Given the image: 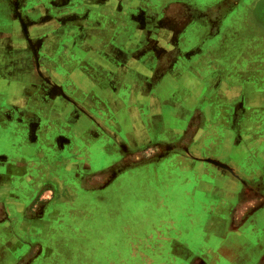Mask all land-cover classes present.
Returning <instances> with one entry per match:
<instances>
[{
	"label": "crops",
	"instance_id": "0c3cea01",
	"mask_svg": "<svg viewBox=\"0 0 264 264\" xmlns=\"http://www.w3.org/2000/svg\"><path fill=\"white\" fill-rule=\"evenodd\" d=\"M128 5L147 11L135 30ZM256 9L264 0H0V264L264 257V50L236 46L260 34L245 22ZM143 29L153 42L134 48ZM92 35L121 42L89 47ZM104 136L101 157L117 158L95 169L89 139Z\"/></svg>",
	"mask_w": 264,
	"mask_h": 264
},
{
	"label": "rangeland",
	"instance_id": "374dc122",
	"mask_svg": "<svg viewBox=\"0 0 264 264\" xmlns=\"http://www.w3.org/2000/svg\"><path fill=\"white\" fill-rule=\"evenodd\" d=\"M261 10V9H260ZM260 10H258V9H256V13H254V14H251V15H248V17L247 18H249V19H245V22H249L250 23V26L252 25L253 27H259L260 28V30L261 31H259L260 32V34L258 35L257 34V36H252L251 38H249L247 41H244V40H242V37L240 36L239 38H237V42H236V46L237 47H241V45L242 44H245V43H247V45H251L252 47H254L255 49H261V50H264V48H263V46H264V11L262 12L261 11V13H260ZM126 15H129V17H131L132 19H130L129 21L130 22H125V27H127L128 29H133V30H135L136 29V27L138 26L139 28L141 27V19H142V17H141V15L144 13V14H146L147 13V11H142V14H141V12H136V10H135V7L133 6V5H128L127 7H126ZM137 20V21H134V20ZM111 24H113L114 26L115 25H117V20H115V22H113V23H111ZM137 26H136V25ZM238 29H239V27H238ZM144 31V34H142L141 35V38H139L138 40H136L135 42H132V46H134V48H138L139 46H143V47H149L150 46V44L153 42V40L148 36V31H149V29H143ZM241 30L243 31L242 33H246V27L245 26H243V28H241ZM254 30H256V29H254ZM128 31V30H127ZM258 32V33H259ZM257 33V32H256ZM85 39V38H84ZM129 38H127V40H128ZM87 40L89 41L88 42V45H89V47H96V48H98L99 47V49L102 47H105V46H109V43L111 42V41H116V42H121V40H117L116 39V37H112V36H110V35H108V36H106V37H99V36H95V35H92V36H90V37H87ZM122 40H123V42H124V44L127 42V40H126V38H122ZM132 41H133V38H132ZM113 43H111V45H112ZM114 48V46L112 45L111 46V48L110 49H113ZM115 50V49H114ZM134 55V54H133ZM254 57H255V55H253ZM89 57H93L94 59H96L97 61L99 60V62L101 61L99 58L101 57L100 55H99V53H94V54H92V53H90L89 54ZM253 57V58H254ZM125 58H127L126 56H125ZM166 59V61H164L165 63H168V62H170V60L172 59V56H169V57H166L165 58ZM251 60H252V58H251ZM86 60H78V61H72V62H70L69 60H67V62H68V66H69V64L70 65H72V66H74V65H76L77 67L76 68H79V70H82L81 69V66H83V67H85V65L87 66V63L85 62ZM116 59H112L111 60V63H110V66H111V68L113 69L114 68V66H116ZM262 63L264 64V60L262 61ZM253 64H256L255 62L253 63ZM99 64H97V66H98ZM82 67V68H83ZM88 68L91 70V65L88 63ZM99 68H101V67H99ZM50 70L51 71H57V69L55 70V68H53V67H51L50 68ZM59 71V70H58ZM70 71V69H69V67H67V70L65 71V75H63L64 76V78L67 80V82H68V72ZM255 72H259V70H256ZM91 73H93V75H94V78L96 79V77H99V79L101 78V74H100V71H98V70H91ZM130 72H128V73H126L127 75H131V73L129 74ZM61 74V73H60ZM62 75V74H61ZM126 75V76H127ZM79 76H82L83 77V75H81V74H79ZM128 77V76H127ZM116 82V81H115ZM68 86H67V88L68 89H70L71 88V86H70V84H67ZM118 85V84H117ZM120 88H123L124 86L122 85V84H119L118 85ZM85 91H86V89H83V91H81V90H78L76 93L74 92V89H72L71 90V93H73V95L79 100V103H82V104H87V108H89V109H91V110H93V112H95V113H97V114H102V115H104L105 117H107L106 115H108L106 112H105V109H106V107H105V105L104 104H102V102L101 101H99L97 98H96V95H94V98H91V99H85ZM87 100V101H86ZM110 117H107L108 119H110V125L111 126H116V127H120V126H124V125H127V123H129V119L128 118H125V117H120V118H118V117H114V115H116V113H114V114H112L111 112H110ZM133 115L134 116H136V117H138V115H139V110H137V108H136V111L135 112H133ZM139 120V119H138ZM140 122V121H139ZM140 124L142 125V123L140 122ZM112 135H114L115 137H116V139H118L117 137V134H115V133H111ZM111 135V136H112ZM112 138V137H111ZM112 140V139H111ZM89 141H94V143H93V145H94V147H97V146H99V143L101 142V141H103V142H109V139L108 138H106L105 136L104 137H102L101 139H99V140H95V139H89ZM100 147V146H99ZM99 151H97L96 149H95V151L93 152V155L91 156V158H92V161L95 163V162H98V163H95L94 164V168L95 169H100L102 166H103V162L101 163V162H99L100 160V158H103V159H105L104 160V163L105 164H107V162H110V161H114L116 158H117V155H116V153H115V149L114 148H112V147H110L109 148V156L108 157H101V153H102V151H101V147L98 149ZM32 155H38L39 157L37 158L36 157V159H39L40 157H42L43 155H42V153H39V154H35V153H32ZM35 157V156H34ZM99 160V161H98ZM113 204H116V205H113ZM113 204H111L112 206H110V208H111V210L110 211H117V207H119L120 205H118L117 204V202H115V203H113ZM127 206H129V205H127ZM132 207V206H131ZM176 211V209H174L173 210V219H172V222L173 223H175V224H179L180 226H183L184 225V227H185V223H186V219L185 218H183L182 217V215L180 214V213H176L175 212ZM118 212V211H117ZM169 213H171V212H169ZM104 222L105 221H103L101 224H100V226L98 225V228L100 229V230H104L106 233L107 232H109L110 233V237H112V236H117L116 234H117V231H118V226H116L114 223H111V222H107V223H105L104 224ZM160 232V239L161 240H165L166 238H167V235L168 234H170L171 233V230H164V231H159ZM104 233V232H103ZM93 234H94V232H93ZM94 240H100V236H98V235H94V238H93ZM263 254H260V256H258L256 259H251V260H249V261H240V262H235V263H233V264H264V260H263V258L264 257H261Z\"/></svg>",
	"mask_w": 264,
	"mask_h": 264
}]
</instances>
